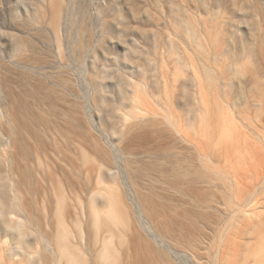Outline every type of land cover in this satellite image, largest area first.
<instances>
[{"label": "rangeland", "instance_id": "obj_1", "mask_svg": "<svg viewBox=\"0 0 264 264\" xmlns=\"http://www.w3.org/2000/svg\"><path fill=\"white\" fill-rule=\"evenodd\" d=\"M182 134L232 147L252 208L178 183ZM95 166L128 218L115 264H264V0H0V222L37 264H64L59 222L92 259Z\"/></svg>", "mask_w": 264, "mask_h": 264}, {"label": "bare ground", "instance_id": "obj_2", "mask_svg": "<svg viewBox=\"0 0 264 264\" xmlns=\"http://www.w3.org/2000/svg\"><path fill=\"white\" fill-rule=\"evenodd\" d=\"M182 135L187 144L186 150L192 151L195 157L190 155L185 157L182 153L179 155L167 154L169 157L166 158L172 160L177 172V179L180 178L178 183H184L185 178L188 177V182L191 184L203 183L208 187L213 186V188L216 187V183L220 184L221 188L224 186L227 188L229 199H225L223 203L224 207L228 208L232 214L237 211L245 213L246 209L252 208L254 198L253 193H249V185L238 176L237 172L231 170L233 169L232 156L235 155L232 147L224 145L226 146L224 151L221 148L216 150V147L212 148L206 144H199L194 134ZM223 135L226 136V132ZM79 156L85 161L84 153L80 152ZM65 158L71 163L68 156L65 155ZM192 162L197 165L199 163L200 167L198 168ZM85 171V173H96V181L91 193L92 203L88 209V218L96 229L93 239L87 244V250L92 259H86L88 254L69 244L70 231L64 222H59L57 228L59 259L63 260L64 264H115V257L110 253L114 239L112 228L119 225L127 226V214L123 209L119 194L114 191V187L105 184V176L102 174L101 168L95 166L86 168ZM99 199L103 200L101 209H97L94 205ZM8 214L9 216L0 222V264H37L34 252L25 242L22 225L14 219L15 214L13 215L12 212Z\"/></svg>", "mask_w": 264, "mask_h": 264}]
</instances>
